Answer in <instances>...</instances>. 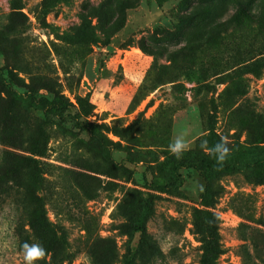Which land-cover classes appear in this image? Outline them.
<instances>
[{
	"label": "rangeland",
	"instance_id": "1",
	"mask_svg": "<svg viewBox=\"0 0 264 264\" xmlns=\"http://www.w3.org/2000/svg\"><path fill=\"white\" fill-rule=\"evenodd\" d=\"M257 175L264 0H0V264H203L198 208L213 264H264Z\"/></svg>",
	"mask_w": 264,
	"mask_h": 264
},
{
	"label": "trees",
	"instance_id": "2",
	"mask_svg": "<svg viewBox=\"0 0 264 264\" xmlns=\"http://www.w3.org/2000/svg\"><path fill=\"white\" fill-rule=\"evenodd\" d=\"M213 117L214 114L210 113L208 117L209 128H212L213 126ZM80 127L82 128V126ZM179 164L188 165L189 162L187 160H181L179 161ZM253 180L256 183H264V175H257L253 177ZM218 223L219 217L216 213L212 211H207L206 209L198 208L194 212L191 221L192 232L198 237V240L201 242L204 253L203 264H213V261L216 256L222 252L219 242ZM134 230L138 231L141 236L144 235V231L140 225H135ZM141 241L144 242V238L143 240L141 239ZM45 264L55 263L47 262Z\"/></svg>",
	"mask_w": 264,
	"mask_h": 264
},
{
	"label": "clouds",
	"instance_id": "3",
	"mask_svg": "<svg viewBox=\"0 0 264 264\" xmlns=\"http://www.w3.org/2000/svg\"><path fill=\"white\" fill-rule=\"evenodd\" d=\"M230 141L227 137L222 136L221 139L215 143L211 148H207V140H201V147L207 148L208 154L214 158L218 168H222L224 163L231 155V149L228 146ZM190 150V145L187 142L184 133L177 134L172 142L168 145V151L177 159L182 158L183 154ZM202 192L203 185H198ZM20 252L22 255L23 264H36L37 261L44 259L47 252L43 245L39 243L24 242L20 245Z\"/></svg>",
	"mask_w": 264,
	"mask_h": 264
}]
</instances>
